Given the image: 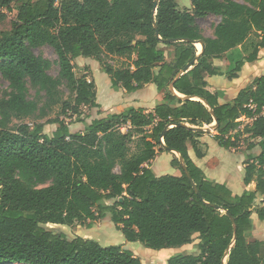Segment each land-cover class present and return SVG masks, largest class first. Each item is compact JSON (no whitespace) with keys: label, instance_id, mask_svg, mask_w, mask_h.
Instances as JSON below:
<instances>
[{"label":"trees","instance_id":"obj_1","mask_svg":"<svg viewBox=\"0 0 264 264\" xmlns=\"http://www.w3.org/2000/svg\"><path fill=\"white\" fill-rule=\"evenodd\" d=\"M155 2L0 0V21L17 11L0 36V73L11 89L0 97V264H144L122 245L70 239L46 226L92 228L108 216L127 241L154 249L199 239L198 252L174 255L167 264H264L261 241L250 236L253 214L264 220V75L227 103L220 102L221 91L209 89L211 77L238 78L246 63L259 59L264 0H191L183 9L176 0H158L156 8ZM208 15L220 17L213 36L197 23ZM192 40L204 43L199 56ZM43 45L58 56L57 76L49 73L51 60L34 51ZM80 56L97 60L114 89L130 93L153 83L162 100L151 111L109 112L73 132L62 115L84 122L83 106L102 107L95 80L75 70ZM114 57L126 62L114 66L108 61ZM55 105L60 114L42 121ZM241 117L251 122L242 128ZM215 118L221 146L249 140L243 180L255 182V190L233 194L191 158L189 144L205 156L200 128ZM48 123L59 124L52 134ZM159 150L180 154L185 168L177 157L172 164L181 175L154 173L148 165Z\"/></svg>","mask_w":264,"mask_h":264},{"label":"rangeland","instance_id":"obj_2","mask_svg":"<svg viewBox=\"0 0 264 264\" xmlns=\"http://www.w3.org/2000/svg\"><path fill=\"white\" fill-rule=\"evenodd\" d=\"M176 1L178 2L180 8H185L189 5V3H191V0H176ZM16 14H17L16 10L8 11L6 18L0 21V36H1L2 31L11 29L12 21L16 18ZM219 18L220 17L218 16L217 17L206 16L204 18L197 19V23L202 28L204 35L206 36L213 35L214 25L219 21ZM196 46L198 50L200 51L201 45L196 44ZM163 48L168 53L169 49L165 46H163ZM34 51L36 54L43 55L44 57L49 58L51 60L52 67L49 70V73L53 76H57L59 73V63H58V56L55 50L53 49V47H51L50 45H43L38 48H35ZM167 60H170L169 55H167ZM108 61L114 66H122L126 62V60L121 57H114L112 59L108 58ZM214 61L222 65L221 60L215 59ZM74 62H75V66H76L75 70L77 74L79 76L87 75L89 79L94 78L97 84V89H100L99 91L100 100L104 102L106 98L109 99L111 102V106L109 109H107V111H105L103 107H101L100 109L99 108L89 109L88 107L83 106L81 118L85 119L84 122L79 121L76 115H73V116L62 115L60 118L64 119L67 123H69L70 129L73 132L83 131L86 125L90 123L93 119L98 118V117H103L105 114L109 113V111L110 112H120L126 108L132 107L131 104H137L135 102L136 100L137 101L143 100L142 98H140V96L143 94H145V96L148 95L147 97H145L148 99L147 100L145 99V101H142L144 103L148 102L147 107L145 109L147 111H151L148 109L151 108V106L153 105L152 100L155 98L156 91L154 90L150 91L148 88H146L147 90L143 89L136 95H134L135 93L131 94V93L125 92L123 89H117V90L115 89V92H114L112 90L113 87L111 86L110 76L106 72H104L102 68H100V65L95 59L90 58V57L80 56L76 58V61ZM222 68L224 69V71H226L225 66H222ZM258 70L261 71V73H259L260 75H264V57L258 62L246 63L245 67L239 73L240 74L239 78L229 79L226 75H223V77L226 80L231 81L230 84H232L233 86L236 85L239 87H244L245 85H248L250 76L255 75L252 73H256V71L258 72ZM228 81H225L227 82L226 83L227 86L229 84ZM29 87H30L29 97L35 98L37 95V89L32 87L30 84H29ZM62 89L64 92V97L67 98L69 96V91L67 87L63 85ZM10 91L11 89L9 87L8 81L4 79L0 73V97L7 96ZM42 94L44 95L45 93L43 92ZM59 114H60V106L55 105V107L50 111L48 117H46L42 121H45L49 118L50 120H53ZM240 120L242 122V125H241L242 128L246 124L251 122V120L246 117H243ZM17 123H19V121L14 120L12 125L17 124ZM58 125H59L58 123H48L45 126V131L47 133L52 134L54 130L58 127ZM248 143H249V140L246 141V139L242 138L240 147L237 148L236 150H241L245 155H248L250 153L247 150ZM259 149H260L259 146H257L252 152H259ZM223 150L226 151V149L224 148ZM226 155H227L226 157L232 158V154L229 151L226 153ZM227 161H225L223 165L227 168L228 171L230 170L231 173H233L234 175H237L236 166L233 165L232 163L233 160L231 162L229 161L230 163ZM48 184H50V181L40 186H44ZM254 222L257 225L264 224L262 220L259 219L257 216L254 217ZM46 226L53 228L56 232L64 233L70 239L77 237V236H83L86 238L94 239L104 246L112 245V244L122 245L124 248L132 250L134 255L139 257L144 264H167L168 259L174 255L195 253V245H193L195 243L186 244V245H182L179 247H167V248H161V249H154L151 247H147L146 245H144L143 243L139 241H135V242L127 241L123 233L119 231L116 225L111 221L110 216H108L105 219L96 220L92 228H88L86 225L80 224L78 222L73 225L47 224ZM250 236L251 238H253V231L250 233ZM14 264H23V263H14Z\"/></svg>","mask_w":264,"mask_h":264},{"label":"crops","instance_id":"obj_3","mask_svg":"<svg viewBox=\"0 0 264 264\" xmlns=\"http://www.w3.org/2000/svg\"><path fill=\"white\" fill-rule=\"evenodd\" d=\"M185 8H191V3H189V5ZM181 9H183V8H181ZM208 16L217 17L216 15H208ZM219 21H220V18H219ZM209 36H213V35H209ZM195 44H199V43H195ZM201 53H202V47H201L200 51L198 50V54H201ZM263 57H264V48L261 50L259 59L254 61V62L260 61ZM75 61H76V59H75ZM215 63L218 64L217 62H215ZM98 64L100 65L99 62H98ZM218 65H221V64H218ZM221 66H223V65H221ZM244 67H245V65L243 66V68ZM100 68H101V65H100ZM259 73H261L260 70H258V72L256 71V73H252L255 75L250 76L248 85H250V83L254 80V78H256L257 76L260 75ZM239 77H240V74H239ZM225 81H228V80H226L223 77V75L213 76L209 79V89L212 91H216V90L221 91V94H222V96L220 97L221 103H227V102L232 101L237 96V94L240 92L241 89L248 86V85H245L244 87H239L236 85L233 86L232 84H230L231 81H228L229 84L227 86V84H226L227 82H225ZM229 87H230V89H229ZM146 88H148L150 91L151 90L156 91L155 98H154L155 100L154 99L152 100L153 105L151 106V108L148 109V110H153L155 105L158 102H160L162 100V97H163V93L157 89V86L155 84L148 83L142 89H139L137 91L130 92V93L131 94L135 93L134 95H136L137 93H139L140 91H142L143 89H146ZM112 90L115 92L114 88H112ZM99 91H100V89H98V91H97V97L99 99L98 101L102 105L103 109L105 111H107V109H109L111 106V102L107 98L104 100V102H102L99 98ZM147 96L148 95L145 96V94H143L140 96V98L143 99L142 101H145V99L146 100L148 99V98H145ZM142 101L136 100L135 102L137 104H131V106L146 108L148 102L144 103ZM217 127H218V124L216 123L215 120L213 123L206 124L203 126L204 133L201 137H199V141H200V145H201V147L205 153V156L199 158L196 155L193 146H191L189 144V154H190L191 158L200 168H202V170L205 172V174L210 179L215 180V181L220 182V183L227 184V186L232 190L233 194H241L244 190H251V191L255 190L256 189V183L255 182H252V183L247 185L244 183V180H243L244 174H245L244 162L247 159L246 158L247 155H245L241 150H236L237 148L227 149V148L221 146L219 144V142L214 138L215 134L217 133ZM223 148L226 149V151H224ZM228 151L232 154V158L226 157L227 156L226 153ZM174 157H177L180 160L181 156L178 152H175V151H172V152L158 151L156 157L149 163L148 166L151 167V169L154 171V173L157 176H161V175H165V174L181 175L182 171L179 168V166L172 164V160ZM225 161H227V162L232 161L233 165L236 166L237 175H234L233 173H231L230 170L229 171L227 170V168L223 165ZM256 216L257 215L254 213L253 217H252L253 218V228H252L253 238L259 239L261 241V250H262V253H264V224L257 225L254 222V217H256ZM262 222L264 223V220H262ZM195 236L198 237L199 234L197 233ZM198 242H199L198 238L195 239V242H193V243H195V244H193V245H195V252H198V248L196 247Z\"/></svg>","mask_w":264,"mask_h":264},{"label":"water","instance_id":"obj_4","mask_svg":"<svg viewBox=\"0 0 264 264\" xmlns=\"http://www.w3.org/2000/svg\"><path fill=\"white\" fill-rule=\"evenodd\" d=\"M157 4H158V0H156V2H155V8L157 7ZM154 15H155V13H154ZM165 41V40H164ZM168 41H172V40H168ZM192 42L193 43H200L201 44V47H202V51H203V49H204V43H203V41H200V40H198V41H193L192 40ZM200 54H198V56H199ZM198 56H197V58H195L194 60H192L191 62H189L179 73H178V75H177V77H179L180 75H182L184 72H186V71H188L196 62H197V60H198ZM170 88L171 89H174V87H173V84H171L170 85ZM200 100H202V99H200ZM215 121H216V123L218 124V121H217V119L215 118ZM167 129V128H166ZM166 129L163 131V135H164V133H165V131H166ZM201 130H203L204 131V129H203V127H201L200 128ZM163 141V143H164V140H162ZM165 148H168V147H166L165 146ZM176 152V151H175ZM180 160H181V163H182V166L185 168V163H184V161H183V158L182 157H180ZM187 172V175H188V178H189V180L192 182V184H193V186L196 188V190H197V192L200 194V191L198 190V188H197V185L195 184V182L193 181V178L191 177V175L188 173V171H186ZM233 219V218H232ZM227 258V257H226ZM225 261H226V259H225Z\"/></svg>","mask_w":264,"mask_h":264},{"label":"built area","instance_id":"obj_5","mask_svg":"<svg viewBox=\"0 0 264 264\" xmlns=\"http://www.w3.org/2000/svg\"><path fill=\"white\" fill-rule=\"evenodd\" d=\"M250 107L253 108V109H255L256 105H250ZM241 118H243V117H241ZM241 118H240V119H241ZM240 119H239V120H240ZM240 121H241V120H240Z\"/></svg>","mask_w":264,"mask_h":264},{"label":"bare ground","instance_id":"obj_6","mask_svg":"<svg viewBox=\"0 0 264 264\" xmlns=\"http://www.w3.org/2000/svg\"><path fill=\"white\" fill-rule=\"evenodd\" d=\"M200 44V43H199ZM201 45V44H200Z\"/></svg>","mask_w":264,"mask_h":264}]
</instances>
